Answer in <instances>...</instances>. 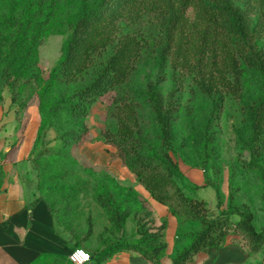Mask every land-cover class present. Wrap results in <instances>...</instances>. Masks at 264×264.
Masks as SVG:
<instances>
[{"label": "trees", "instance_id": "trees-1", "mask_svg": "<svg viewBox=\"0 0 264 264\" xmlns=\"http://www.w3.org/2000/svg\"><path fill=\"white\" fill-rule=\"evenodd\" d=\"M191 10L204 19L205 37L211 34V40H215L227 32L238 38L244 64L239 67L236 61L233 73L238 80L243 77L244 83L252 74L257 80V96L243 100L252 129L245 146L251 155L248 167L258 169L264 182V166L259 162L264 154V53L258 50V43L264 38V0H0V80L9 89L18 115L35 97L39 98L41 121L32 154L51 131L61 143L59 154L83 144L90 133L88 118L93 107L114 91L129 95L127 87L139 75L146 52H155L158 65L165 66L173 43L177 38L181 43L185 36ZM155 26L162 34L159 39L152 36ZM59 30L67 31L68 37L60 60L44 79L39 48ZM135 93L139 94L138 100H116L119 125L106 142L121 150L126 167L152 199L169 208L178 220L185 216L200 226L194 234H186L190 244L177 253L172 264H189L199 253L223 247L232 229L248 241L251 253L262 250L264 231L256 230L254 214L248 207L210 218L208 204L186 196L176 183L179 167L171 153H179L173 134L174 115L181 105L177 93H164L160 80L150 79L144 90L137 85ZM146 107L161 144L159 157L143 152L138 112ZM213 107L218 109L215 100ZM213 114L210 124L214 122ZM216 191L221 198L218 187ZM99 200L112 223L123 230L130 212L105 203L106 197ZM234 214L240 217L235 223L231 221ZM88 224L87 237L91 238V216ZM167 226V221L158 228L140 225L136 239L110 242L92 258L136 251L153 264H161L167 250ZM76 248H82V244Z\"/></svg>", "mask_w": 264, "mask_h": 264}, {"label": "rangeland", "instance_id": "rangeland-1", "mask_svg": "<svg viewBox=\"0 0 264 264\" xmlns=\"http://www.w3.org/2000/svg\"><path fill=\"white\" fill-rule=\"evenodd\" d=\"M199 15L192 10L188 13L185 36L181 43L178 38L173 43L165 66L158 65L155 52H146L139 75L127 87L129 95L114 91L100 99L97 114L93 112L88 118L90 133L85 142L66 149L63 155L58 153L61 143L53 131L47 134L34 154L35 140L29 150H23L28 146L26 141L31 136V122L34 109H39V98L35 97L26 111L18 115L9 89L0 80V161H32L42 197L49 203L58 223H71L72 235L82 242L85 250L87 247L101 250L110 242L136 239L140 225L158 228L166 221L160 216V206L170 212L152 198L143 199L133 188L120 184L108 168L95 166L80 154L84 144L102 142L113 151L112 161H122L126 167L121 150L106 139L113 137L111 133L119 125L116 100H138L137 85L139 90H144L148 79L160 80L163 92L175 91L181 103L173 125L179 153H171V156L179 167L174 179L184 194L206 202L210 218L224 212L244 211L248 207L254 214L256 230L264 231V182L258 169L248 167L251 155L245 142L251 138L252 129L243 106V100L257 96L258 83L253 74L244 83L243 77L238 80L233 73L236 61L239 67L244 64V59L239 56L238 38L227 32L216 36L215 40H211V34L205 37L207 26ZM152 36L162 37L160 28L155 26ZM67 37V31L59 30L40 46V68L44 79H48L51 69L60 60ZM258 50L264 53V38L258 43ZM223 76L226 77L224 80ZM213 100L217 110H214ZM213 112L214 122L210 124L209 117ZM138 113L143 152L159 157L161 144L151 112L146 107L140 108ZM259 162L264 166V154ZM3 175V166H0V180ZM102 197L108 199L105 203L111 202L119 210L130 212L123 230L112 223L109 212L101 206L99 199ZM90 216L94 225L91 238L87 237ZM239 220L237 214L231 216L233 223ZM178 221L187 233L194 234L200 229L185 216ZM230 236H237L239 238L234 239L248 244L234 229Z\"/></svg>", "mask_w": 264, "mask_h": 264}, {"label": "crops", "instance_id": "crops-1", "mask_svg": "<svg viewBox=\"0 0 264 264\" xmlns=\"http://www.w3.org/2000/svg\"><path fill=\"white\" fill-rule=\"evenodd\" d=\"M98 105L93 107L91 114H97ZM40 121L39 109H34L31 136L24 151L34 143ZM108 150L109 147L102 142L86 143L80 154L93 165L108 168L120 184L133 188L140 197L150 200V193L138 178L123 166L122 161H112L113 151ZM0 166L4 172L0 180V264H71V252L82 242L72 235L71 223H58L49 203L41 195L32 161H0ZM158 211L168 222L165 232L167 250L161 264H172L173 258L188 247L190 241L186 238L185 227L176 217L161 206ZM234 238L239 237L229 236L223 247L201 252L189 264H264V248L251 253L246 244ZM87 250L91 255L100 251L88 247ZM89 264L153 263L136 251H123L105 259L93 256Z\"/></svg>", "mask_w": 264, "mask_h": 264}, {"label": "built area", "instance_id": "built-area-1", "mask_svg": "<svg viewBox=\"0 0 264 264\" xmlns=\"http://www.w3.org/2000/svg\"><path fill=\"white\" fill-rule=\"evenodd\" d=\"M71 264H89L93 258L90 252L84 248L74 249L69 256Z\"/></svg>", "mask_w": 264, "mask_h": 264}]
</instances>
